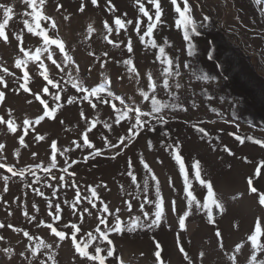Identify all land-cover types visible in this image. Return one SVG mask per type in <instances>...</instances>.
Wrapping results in <instances>:
<instances>
[{
  "label": "rangeland",
  "instance_id": "374dc122",
  "mask_svg": "<svg viewBox=\"0 0 264 264\" xmlns=\"http://www.w3.org/2000/svg\"><path fill=\"white\" fill-rule=\"evenodd\" d=\"M0 2L14 4L17 13L24 10L20 0H0ZM199 2L203 7V14L210 16L211 22L203 21L200 10L193 6L191 13L193 19L197 23L203 22L206 26L198 29L202 33L201 36L193 35L192 42L196 46L195 55L189 57L187 56V42L183 39L182 29H177L175 26L178 14L173 11V7L168 3V0H161L165 9L164 18L168 26L164 27L156 38L160 42L162 37H167L171 42L172 47L166 49V51L174 59H178L182 73L180 83L184 85L176 91L180 94V101L185 107H188L187 112H172L170 109H165L161 113L170 120V123L164 128L170 133L171 138L163 137L158 126L155 133H143L134 143H131L124 155L116 159L105 157H99L95 160L90 159L87 163L81 162L75 165L71 170L77 172V183L82 186H95L101 181L106 183L109 190H99L103 198L106 202H110V206L113 208L122 207V199L130 198L126 196V193L142 191V180L147 175L143 171L142 165L137 162V157L142 153L160 179L166 201L168 198L175 199L180 206H183V177L179 172V166L171 158L170 153L166 152L160 144L162 140L165 143H173L178 139L182 144L181 154L186 165H190L194 159H198L203 169L202 175L210 177L214 181L215 187L227 199V211L223 215L219 213L218 209L214 210L217 225L223 234L225 251L222 252L217 246V238L214 236L217 225L207 223V217L203 212L196 213L189 218V221L186 222L187 230L179 229L177 215L169 212L167 219L161 223L159 228L150 231L138 229L136 232L125 233L123 236L113 234L111 238L128 264H156L153 254L156 242H159L162 246V258L165 264H187L183 255L179 252L180 245H183L188 251L195 264H201L198 259V254L201 251L205 253L203 264H230L229 257L233 254L237 256L239 264H249L251 255L256 254L255 249L251 246V241L247 238L254 233L256 218L264 217V210L257 205L256 194H251L248 191L246 177L252 176L255 168L264 160V150L247 140L244 144H240L229 133H236L241 137H264V0H199ZM60 3L67 9L65 15L72 14L71 21L63 20V15L54 11L55 5L52 0H48L45 11L47 14L56 17L60 25L61 35L75 46L76 51L73 55L80 64L79 75L85 78L87 84L98 85L101 82L99 64L94 65L91 73L87 71L88 66L93 62V58L87 55V44H91L97 54L103 50L108 51L109 55L115 57L116 60L128 56L126 51L121 52L119 48H113L98 38V34L102 30V21L106 19L112 24L113 14L104 9V0H100L102 5L100 8L86 3L84 13L78 12L80 0H60ZM113 3L119 10L115 15L127 13L128 18L132 19L138 16V9L134 6V0H113ZM189 3L194 5L195 0H189ZM146 7L150 11L152 10L151 5L146 4ZM181 7H183L182 4ZM61 11L63 12V10ZM0 18H2V13H0ZM20 19L19 16H15L10 21L9 27L6 29L9 34L12 31H19L23 27ZM142 19L146 22V18ZM93 22L97 32L92 35L90 40L81 43L86 33V26ZM128 34L132 36L135 47V62L141 73L143 74L145 69L150 68L154 75H159L161 66L158 62L156 64L151 63L155 58L156 50L149 49L145 51L144 45L139 42L131 27L128 29ZM125 38L124 30H121L118 36L114 30L111 36V39L117 41ZM25 39L28 46L38 44L37 39L30 34H27ZM122 47L123 45H121ZM213 48L215 49L214 52L212 51ZM15 53V40L12 41L11 47L0 43V57L7 61L10 71L16 72L17 76H21L22 72L12 67ZM210 53L214 56L213 60L208 58ZM186 63L190 64L189 68L183 67ZM218 65H223V71ZM28 67L31 71L35 66L30 63ZM125 71L126 69L123 66L114 62L107 65V74L112 80V90L121 96L130 98L135 96L139 101L140 98L135 93L134 84L129 83L127 79L123 81L119 79V76ZM201 74H207L209 77H215V79L197 80L196 75ZM224 76H227L228 79H223ZM6 79L10 88L16 86L14 78L6 77ZM42 83V78H37L35 85L30 83L29 87L36 90ZM144 83L142 80L141 85L143 86ZM68 87L69 92L74 91L70 86ZM205 92L207 95H205ZM208 96H212L213 99L209 100ZM160 98L163 100L171 99L164 93L160 94ZM28 99H31V96L23 91L19 95L12 92L7 94L6 107L14 110L17 123L25 116L35 119L42 114V106L39 102L28 104L26 103ZM193 101H195L197 107H191ZM49 103L51 105L53 101L49 100ZM83 107L86 115L92 114L86 102ZM212 107L217 108L218 112L223 114V118L211 112ZM0 115H5V119L8 118L5 107H0ZM110 115V109L103 106L100 110V118L111 123L112 121L108 119ZM60 119H63L68 127L73 128V131H65L59 123ZM78 121V108L76 106H66L58 113L57 120L53 121L46 118L35 127L37 132L49 134V142L52 139H57L59 148L60 145L68 146L73 139H78L79 130L84 127L83 122L79 123V129L73 127ZM186 121L188 123H185ZM199 121H203L200 126L210 133L211 145L206 139H201V133L191 126ZM101 130L110 139L114 138L113 134L106 129ZM116 131L122 133L124 129L122 126H116ZM95 133H97L96 129L93 130V133H90V139L96 142L97 147H101V142L96 139ZM20 134L19 130L16 134L7 133L6 127L0 125V142L6 144L4 155H6L7 160L5 162L14 164L17 168L41 161L47 164L50 157L49 143H35L33 140L34 133L30 131L29 135L25 137L29 148L24 149L18 143ZM216 136H219V139H215ZM147 139L152 140L154 145L152 149L147 147ZM223 145H227L235 155L232 156L224 152L222 150ZM213 147L216 148L215 151H213ZM17 149L21 154L19 161L13 154ZM87 151L84 150L81 153L77 149L69 155L72 159L82 160ZM32 152L38 153V156L32 158ZM128 157H131L133 161V170L137 175V183L141 184V189H137L136 185L131 183V177L121 174L125 172ZM245 157L247 160L244 159ZM58 161L61 164L63 163V158L59 155ZM159 161H163V163L161 164ZM261 171L264 172V169H261ZM0 173L11 175L3 169H0ZM189 173V178L192 179L191 170H189ZM38 174L41 177L44 176L42 172ZM53 174L59 175L56 170L53 171ZM169 176L172 177L177 192H173L168 187L167 180ZM28 179L31 181L33 178L29 177ZM192 183V190L197 197L203 196L206 199V189H203L195 180ZM149 184L148 195L153 198L152 192L154 189L152 185L154 181L150 180ZM121 185H123V190ZM254 186L264 190V178L255 181ZM3 187V181L0 180V193H2ZM8 188L9 191L4 193V199L9 203L5 205L0 202V221L29 230L31 234L37 237L32 241L33 245L39 243L40 239L51 243L54 238L49 235V230L43 227L36 228L35 222L29 224L22 211L23 200H27L29 212H31L32 201L35 200L40 207V216L47 219L44 199L35 196L30 189L24 188L19 178L16 177L9 181ZM41 190L45 191L46 195L48 194L49 190L45 188H41ZM66 191L67 196L62 198L71 199L73 197L72 190ZM22 192H27L28 195L24 197ZM82 193L87 194L84 193L83 187ZM237 193H244V195L237 200L231 199L232 195ZM17 196L22 197L20 201L14 200ZM62 207L64 206L62 205ZM146 209L151 211L148 206H146ZM8 211L12 212L11 216L8 215ZM121 215L125 220L128 218V214L123 211ZM136 215H140V213L136 212ZM64 217L65 219L68 218L66 207ZM72 219L75 218L72 217ZM236 223L239 224L238 229L234 227ZM95 224V219L88 220L86 218L83 228L90 231L95 227ZM261 227L264 230V222H262ZM0 235L5 237V240L0 241V249L12 247L17 253L9 259L3 251H0V264H23L18 253L23 251L25 245L29 243L27 238L7 227L0 229ZM244 241L247 242L244 243L241 251L235 253V246ZM259 242L264 244V235L259 237ZM225 252H227V255H225ZM72 256L73 249L70 243L65 242L59 250L58 260L60 264H71ZM260 259H264V252L257 254V260ZM76 264H86V262L77 259ZM109 264H112V262H109Z\"/></svg>",
  "mask_w": 264,
  "mask_h": 264
},
{
  "label": "snow or ice",
  "instance_id": "6c2138e0",
  "mask_svg": "<svg viewBox=\"0 0 264 264\" xmlns=\"http://www.w3.org/2000/svg\"><path fill=\"white\" fill-rule=\"evenodd\" d=\"M20 3L24 10L17 13L14 4L0 2V13H2V18H0V43L11 47L12 41H16V53L14 54L12 67L22 72L21 76H17L16 72L10 71L7 61L0 57V107H5L8 117L5 119V115H0V125L6 127L7 133L16 134L19 130L21 134L18 136V143L24 149L29 148L25 137L31 131L34 133L33 140L35 143H49L50 157L47 164L41 161L17 168L16 165L5 162L7 160L6 155H4L6 144L0 142V169L11 174L9 176L0 173V180L4 184L3 191L0 193V202L5 205L9 203L4 199V193L9 191V181L13 177L19 178L24 188L30 189L35 196L44 199L47 219L40 216V207L35 200L32 201L31 212L28 210L27 200L22 201L23 215L27 218L29 224L35 222L36 228L48 229L49 235L54 238L51 243L40 239L39 243L33 245L32 241L37 237L31 234L29 230L0 221V229L7 227L27 238L29 243L25 245L23 251L18 253L23 264H60L58 260L59 250L65 242L70 243L73 249L71 264H76L77 259L85 261L86 264H109V262H112V264H128L111 238L113 234L123 236L125 233H133L138 229L150 231L159 228L161 223L167 219L169 212L177 215V224L181 230H187L186 222L189 221L192 215L199 212H203L207 217V223L217 225L214 210L218 209L219 213L223 215L227 211V199L215 187L214 181L210 177L202 175L203 169L198 159H194L190 165H186L181 154L182 144L178 139L173 143H165L162 140L160 144L166 152L170 153L171 158L179 166V172L183 177V206H180L175 199L168 198L166 201L165 194L162 192L161 181L142 153L137 157V162L142 165L143 171L147 174L142 180V191L126 193V196L130 198L122 199V207L113 208L110 206V202L105 201L99 190H109L106 183L101 181L95 186H82L77 183V172L71 170L75 165L81 162L87 163L90 159L95 160L99 157L116 159L124 155L131 143H134L143 133H155L158 126L163 137L171 138L170 133L164 128L170 123V120L161 113L165 109H170L172 112L188 111V107H185L180 101V94L176 91L184 87L180 83L181 65L178 59H174L166 51V49L172 47L171 42L167 37H162L160 42L156 38L159 32L168 26L164 18L165 9L161 0H134V6L138 9V16L135 19L128 18L127 13L115 15L119 10L113 0H104L103 7L107 12L113 14V22L110 24L106 19L102 21V30L98 34V38L113 48H119L121 52L126 51L128 56L116 60L115 57L109 55L108 51L103 50L97 54L91 44H87V55L93 58V62L88 66L87 71L91 73L94 65L99 64L101 82L98 85L87 84L85 78L79 75L80 64L73 55L76 48L61 35L60 25L56 17L46 13L45 5L48 0H20ZM52 3L55 5L54 11L63 15V20L71 21L72 14H64L67 13V9L60 3V0H52ZM86 3H90L96 8L102 6L100 0H80L79 13L85 12ZM168 3L173 7V11L178 14L175 26L177 29H182L183 39L187 42V56L192 57L195 55L196 47L192 42V37L193 35L201 36L202 33L198 29L206 26L203 22L197 23L193 19L191 14L193 6L200 10L203 21L211 22V17L203 14V7L199 0H195L194 5L190 4L189 0H168ZM146 4L151 5V11L146 7ZM181 4L183 7H181ZM15 16L21 18L20 22L23 27L19 31H12L9 34L6 29H8L10 21ZM142 18H146V22ZM93 24L94 22L86 26V33L81 43L90 40L92 35L97 32ZM129 27L132 28L139 42L144 45L145 51L149 49L156 50L155 58L151 63H159L161 66L159 75H154L150 68L145 69L143 74L141 73L135 62V47L131 34H128ZM114 30L117 36L121 30H124L126 38L120 41L111 39ZM27 34L36 38L38 44L28 46L25 39ZM121 45H123L122 48ZM214 50L213 48L212 51L214 52ZM208 58L213 60L214 56L210 53ZM112 62L126 69L119 76V79L121 81L127 79L129 83L134 84L135 93L140 98L139 101L135 96L130 98L114 93L111 77L107 74V65ZM30 63L35 66L31 71L28 67ZM183 67L189 68L190 64L186 63ZM218 67L223 71V65H218ZM193 74L195 75V73ZM6 77L14 78L16 86L10 88ZM65 77L67 78L65 79ZM37 78H42L43 83L34 90L29 87V84L35 85ZM196 79L208 81L215 79V77L201 74L196 75ZM223 79H228V77L224 76ZM142 80L145 82L143 86L141 85ZM68 86L74 91L69 92ZM21 91L31 96V99L26 100V103L39 102L42 106V114L35 119L25 116L17 123L14 110L6 107V97L9 92L19 95ZM161 93L171 99H161ZM205 95H207L206 92ZM208 99L211 100L213 97L208 96ZM49 100L53 101V104L50 105ZM85 102L88 108L91 109V115H86L83 107ZM66 106H76L78 108L79 121L73 127L79 129L80 122H83L84 127L79 130L78 139H73L68 146L60 145L58 148L57 139H52L49 142V134L37 132L35 126L46 118L53 121L57 120L58 113ZM103 106H107L111 111V115L108 117L112 121L111 123L100 118V110ZM191 107H197L195 101L192 102ZM210 110L223 118V114L218 112L217 108L212 107ZM225 122L227 123V121ZM59 123L65 131H73V128L68 127L63 119H60ZM202 123L203 121H199L191 126L201 133V139H206L211 145V135L204 127L200 126ZM98 125L100 126L99 129ZM116 126H122L124 131L118 133ZM94 129L97 130L94 135L101 142V147H97L96 142L90 139V133H93ZM101 129H106L109 133H112L114 138L110 139ZM229 135H232L240 144H244L247 140L264 150V137H241L236 133H229ZM215 139H219V136H216ZM146 144L149 149L154 147L151 139H147ZM77 149L81 153L88 150L87 154L83 155L82 160L72 159L69 155ZM215 150L216 148L213 147V151ZM222 150L229 155H235L227 145H223ZM13 154L19 161L21 155L19 149L15 150ZM58 155L63 158L62 164L58 161ZM31 156L36 158L38 153L32 152ZM244 159L247 160L246 157ZM159 162L163 163V161ZM133 167V161L131 157H128L125 172L121 174L131 177V183L135 184L137 189H141V184L137 183V175ZM261 169H264V160L255 168L252 176L246 177V184L248 191L251 194H256V203L259 208L264 210V190L254 186L255 181L264 178V172ZM54 170L59 175L53 174ZM189 170H191L192 179L189 178ZM39 172L44 173V176L41 177L38 174ZM29 177L33 179L29 181ZM150 180L154 181L152 185L154 189L152 192L153 198L148 195ZM193 180L197 181L203 189H206V199L203 196L198 198L192 190ZM167 184L173 192H177L172 177H168ZM82 187L84 193L87 194L82 193ZM41 188L49 190L48 194L46 195ZM69 189L72 190L73 197L71 199L62 198L67 196L66 190ZM121 189L123 190V185H121ZM27 195V192H22V196L26 197ZM243 195L244 193L233 194L231 199L237 200ZM21 198V196H17L14 200L20 201ZM146 206L151 208V211L147 210ZM65 207L68 210L67 219L64 217ZM122 211L128 214L126 220L122 218ZM136 212H139L140 215H136ZM8 215L11 216L12 212L8 211ZM38 217L40 218L38 219ZM72 217L75 219H72ZM86 218L88 220L95 219L96 221L95 227L90 231L83 228ZM62 221L63 223H61ZM262 222H264V217L256 218L254 233L247 238L256 251V254L251 255L249 264H264V259L257 260V254L264 252V244L259 242V237L264 235V230L261 227ZM234 227L238 229L239 224H234ZM177 235L179 236V234ZM214 236L217 238L218 248L224 252L223 234L218 225L215 228ZM3 240H5V237L0 235V241ZM246 242L236 245L235 253H239ZM0 251H3L9 259L17 255L12 247L3 248ZM162 251L161 244L156 242L153 253L156 264H165ZM179 252L183 255L187 264H195L183 245L179 246ZM225 255H227V252H225ZM204 256L203 251L198 254L201 264H203ZM229 260L230 264H239L235 254L231 255Z\"/></svg>",
  "mask_w": 264,
  "mask_h": 264
}]
</instances>
